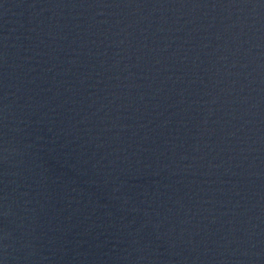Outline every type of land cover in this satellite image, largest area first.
<instances>
[{"label": "water", "instance_id": "95a60500", "mask_svg": "<svg viewBox=\"0 0 264 264\" xmlns=\"http://www.w3.org/2000/svg\"><path fill=\"white\" fill-rule=\"evenodd\" d=\"M0 264H264V0H0Z\"/></svg>", "mask_w": 264, "mask_h": 264}]
</instances>
